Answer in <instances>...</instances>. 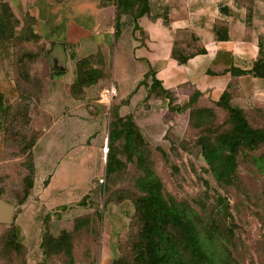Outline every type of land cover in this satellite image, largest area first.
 <instances>
[{
	"label": "rangeland",
	"instance_id": "1",
	"mask_svg": "<svg viewBox=\"0 0 264 264\" xmlns=\"http://www.w3.org/2000/svg\"><path fill=\"white\" fill-rule=\"evenodd\" d=\"M13 12L19 21L13 36L0 40V101L12 103L21 89L41 83L40 99L32 101V120L27 123L28 135L37 133V178L29 200L19 207L29 169L25 158L16 155V149L8 147L0 134V199L15 205L17 213L11 224L0 223V264H64L65 256L50 262L41 253L43 220L48 213L53 214L52 235L59 237L64 231L73 235L76 264L129 260L141 229L134 201L142 194L136 182L144 171L137 157L131 162L119 154L124 167L111 177L106 174L108 137L117 105L121 115H134L141 127L147 162L162 181L164 193L185 205L202 239L222 262L264 264V142L256 150H240L236 185L218 182L197 144L205 131L190 122L189 110L160 107L158 97L143 101V88L121 101L116 81L119 95L113 101H102L112 83L113 52L107 49L94 59L103 76L109 71V77L100 81L102 85L97 84L100 91L89 92L85 100L74 99L70 94L75 78L71 62L65 60V74L55 73L53 53L39 32L36 17L30 12ZM130 17L124 16V38L131 44L135 37ZM117 47L121 53L122 44ZM185 102L175 101L180 106ZM198 105L215 107V101L204 99ZM244 105L251 125L264 129V101H246ZM211 120L215 137L230 130L224 110L216 108ZM83 201L86 203L80 204ZM226 203L227 219L219 212ZM81 219L87 222L77 229ZM16 223L26 245L21 252L7 245ZM212 236L216 238L211 242Z\"/></svg>",
	"mask_w": 264,
	"mask_h": 264
},
{
	"label": "trees",
	"instance_id": "2",
	"mask_svg": "<svg viewBox=\"0 0 264 264\" xmlns=\"http://www.w3.org/2000/svg\"><path fill=\"white\" fill-rule=\"evenodd\" d=\"M101 5H115L117 8V38L124 30V16L132 17H130V21L133 33H135L140 30L138 20L152 11V0H102ZM18 22L11 5L0 0V40L12 37L13 28ZM205 52V49H198V53ZM98 53L87 58L73 56L75 78L70 87V94L74 99L85 100L91 87L109 77V71L106 70V74L103 76V72L95 66L94 59L97 58ZM174 57L180 64L189 60L188 56L180 55L177 51H175ZM103 60L106 63V59ZM237 73L264 78V51L261 50L260 57L249 72L237 71ZM38 85L40 86L41 83L31 84L21 89L12 103L0 101V130L4 133V143L8 147L16 149V155L25 158L26 168L29 169L28 177L24 178V195L18 201L19 207L25 205L29 200L37 178L35 163L37 133L28 135L27 123L32 120V101L40 99L41 88ZM140 86H145L148 89L149 96L155 94L162 97L163 101L160 102V107H170L172 111L180 112L189 110L190 122L205 131L198 138L197 144L201 148L211 173L222 184L236 185L239 180L240 150L242 148L256 150L264 142V129L251 125L248 112L239 105L233 104L231 94L224 93L216 102L215 107L199 106L200 92H195L184 106H173L172 93L162 86L153 69L145 75ZM164 98H168L170 101H165ZM216 108L226 112L230 124V130L218 137H215L216 134L212 131V127L210 128L213 122L211 119L216 116ZM112 116L107 144V176H113L124 167V162L119 158V154H123L131 162H134L137 157L138 165L144 171V174L136 182V186L142 194L134 201L141 229L137 240L133 242L129 260L120 259L113 264H224L222 257L210 248V243H206L202 239L198 227L188 214L185 205L173 196L164 193L162 181L147 162L145 138L134 115H121L120 105H117L113 108ZM216 141L222 147H219ZM118 142L121 144L119 145ZM85 203L86 201H83L80 204ZM52 216L53 214L48 213L43 220L44 231L40 243L43 257L51 262L56 257L65 256L64 264H76L73 253V235L67 231H64L59 237L52 235ZM57 216L61 217V214ZM86 222L82 219L77 220L76 228L79 229ZM215 238V236L209 237L211 242ZM7 241V245L16 252L26 249L21 236V228L17 223L12 226Z\"/></svg>",
	"mask_w": 264,
	"mask_h": 264
},
{
	"label": "crops",
	"instance_id": "3",
	"mask_svg": "<svg viewBox=\"0 0 264 264\" xmlns=\"http://www.w3.org/2000/svg\"><path fill=\"white\" fill-rule=\"evenodd\" d=\"M4 1L18 13L36 17L43 40L65 70V60L74 68L73 56L87 58L112 50L110 80L119 83L121 101L142 88L146 90L143 101L152 97L163 101L140 86L151 69L172 93L173 106H180L176 98L188 102L195 92L201 94L199 102L215 104L228 92L233 104L245 110L246 101H264V78L237 73L249 72L264 51V0H152L151 13L138 20L140 30L133 33L132 28L135 43L131 44L124 30L116 37L117 8L102 6V0ZM175 51L189 60L180 64ZM93 91L98 93L100 87L88 92ZM0 134L4 140L3 131Z\"/></svg>",
	"mask_w": 264,
	"mask_h": 264
},
{
	"label": "water",
	"instance_id": "4",
	"mask_svg": "<svg viewBox=\"0 0 264 264\" xmlns=\"http://www.w3.org/2000/svg\"><path fill=\"white\" fill-rule=\"evenodd\" d=\"M53 70L55 73H60L65 70V67L61 65L60 59L58 57H54L53 61ZM228 203L224 204L220 209L219 212L222 216L227 219L228 218V211H227ZM16 207L5 201L4 199H0V223L2 224H11L14 220Z\"/></svg>",
	"mask_w": 264,
	"mask_h": 264
},
{
	"label": "built area",
	"instance_id": "5",
	"mask_svg": "<svg viewBox=\"0 0 264 264\" xmlns=\"http://www.w3.org/2000/svg\"><path fill=\"white\" fill-rule=\"evenodd\" d=\"M118 95V89L115 85L114 82H112L109 86V88L106 91V95L104 98H106L107 101H112L114 99V97H116Z\"/></svg>",
	"mask_w": 264,
	"mask_h": 264
}]
</instances>
